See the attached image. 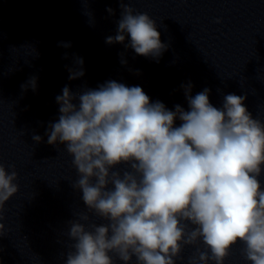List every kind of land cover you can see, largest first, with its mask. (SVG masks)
Returning <instances> with one entry per match:
<instances>
[{"label": "clouds", "instance_id": "clouds-1", "mask_svg": "<svg viewBox=\"0 0 264 264\" xmlns=\"http://www.w3.org/2000/svg\"><path fill=\"white\" fill-rule=\"evenodd\" d=\"M119 3L117 33L106 43L127 38L126 48L158 62L168 45L156 21ZM69 72V80L84 75L82 67ZM28 84L35 90L36 78ZM181 87L188 110L114 80L78 93L66 85L56 97L47 143L66 146L72 187L87 208L69 221L64 264H177L186 247L195 249L188 264H224L238 243L248 264H264V122L248 111L246 95L226 94L216 107L210 89L193 96L191 82ZM8 167L0 162V221L19 190L15 165ZM4 228L0 222L2 236Z\"/></svg>", "mask_w": 264, "mask_h": 264}]
</instances>
